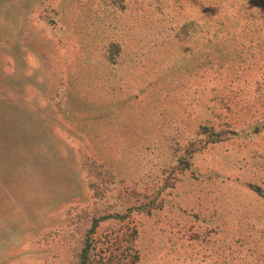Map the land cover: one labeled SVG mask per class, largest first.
<instances>
[{"label": "rangeland", "instance_id": "374dc122", "mask_svg": "<svg viewBox=\"0 0 264 264\" xmlns=\"http://www.w3.org/2000/svg\"><path fill=\"white\" fill-rule=\"evenodd\" d=\"M88 239L264 264V0H0V264Z\"/></svg>", "mask_w": 264, "mask_h": 264}, {"label": "trees", "instance_id": "16d2710c", "mask_svg": "<svg viewBox=\"0 0 264 264\" xmlns=\"http://www.w3.org/2000/svg\"><path fill=\"white\" fill-rule=\"evenodd\" d=\"M131 241H129V245L126 248V252H132V245H131ZM92 245V241L90 239H88L86 241L85 247L82 249L81 251V255H80V264H92L91 262V257H93L94 255V247Z\"/></svg>", "mask_w": 264, "mask_h": 264}, {"label": "crops", "instance_id": "0c3cea01", "mask_svg": "<svg viewBox=\"0 0 264 264\" xmlns=\"http://www.w3.org/2000/svg\"><path fill=\"white\" fill-rule=\"evenodd\" d=\"M30 176H28V178H29ZM28 178H26V177H24V178H22V179H24V180H22L21 182H20V186H17V188H20V189H22V191H23V189H26V187H28V186H30V187H32L33 185H30L29 184V181H28ZM16 186V185H15ZM14 187V186H13ZM34 187V186H33Z\"/></svg>", "mask_w": 264, "mask_h": 264}]
</instances>
